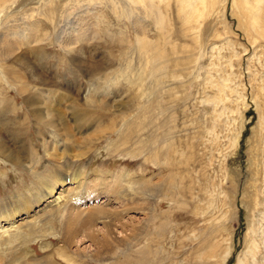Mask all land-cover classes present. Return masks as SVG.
Masks as SVG:
<instances>
[{
    "label": "rangeland",
    "instance_id": "374dc122",
    "mask_svg": "<svg viewBox=\"0 0 264 264\" xmlns=\"http://www.w3.org/2000/svg\"><path fill=\"white\" fill-rule=\"evenodd\" d=\"M113 1L0 0V65L7 73L0 75V137L8 149L0 153V209H12L16 195L38 180L34 158L41 170L56 172L57 183L81 174V188L68 181L57 190L74 186L73 204L81 196L85 208L113 209L120 240L136 231L118 253L112 247L96 259V240L79 234L69 244L61 226L47 222L61 203L37 215L23 210L18 232L0 229V264H264V10L243 15L234 0H224L190 27L180 0L162 1L163 25L142 12L143 2ZM45 4L52 14L43 15ZM129 4L137 7L133 14ZM81 20L90 38L64 45ZM96 64L105 67L99 74ZM94 86L113 106L74 107L78 93ZM21 87L43 99L51 88L75 92L64 107L74 136L52 134ZM93 219L90 230L103 237L105 225Z\"/></svg>",
    "mask_w": 264,
    "mask_h": 264
},
{
    "label": "bare ground",
    "instance_id": "6f19581e",
    "mask_svg": "<svg viewBox=\"0 0 264 264\" xmlns=\"http://www.w3.org/2000/svg\"><path fill=\"white\" fill-rule=\"evenodd\" d=\"M162 1L163 0H130V2H132V3L143 2L144 4L142 6L144 7V10L142 12L148 16L153 17L156 20V22L158 23V25L159 24L163 25V23H164V21L162 20V16H161L162 11L160 8ZM223 1L224 0H180L179 5H181L182 13L184 16H186V20L188 21V24H190V27H193L192 23L198 24L200 21L202 22V19L204 17H208V16L212 15V13L214 12L212 10H215L216 7L218 8V6ZM51 2L54 3V0H51ZM110 2H112L114 4L113 0H110ZM59 3L60 2H57V4H59ZM234 3L236 4L235 7L237 8V10L240 13H242L243 15H247V14L251 15L252 14L253 16H255L256 11L261 12L264 10V0H234ZM57 4H55V5L57 6ZM223 4H225V2ZM46 6L48 7V5H46V4L43 7H41V9H42L41 12L43 13V15L52 14L54 12L53 7H50L47 9ZM117 6H118V4H116V7H115L116 11L119 10V8ZM128 7L129 8L131 7V10H130L131 14H133L134 11L137 10L136 9L137 7H135L134 5L129 4ZM132 16H134V15H132ZM186 20H185V22H186ZM83 22L84 21H82V20H81V22L79 21V26H78L79 28L74 33H69L65 37V39H63L64 45L71 46V45L77 43L79 41L78 40L79 38H75L73 40V38L75 36H81V38L83 40H88L90 38L89 36H90V32H91L90 29L91 28H89L87 26V23H85V22L83 23ZM253 22H254V24H256L257 23L256 19H253ZM140 29L143 31V33H141V35H140L142 37V39L139 41L140 43H138V44H139V48L143 51V49H145L144 44H143L144 38H145V36H144L145 35L144 34L145 27H143V25H141L139 27V32H140ZM9 45L11 47V51L9 53H11L12 51H14L13 48L15 46L12 48V46L14 44L12 45V43H10ZM73 48H71V49H73ZM146 52H148V49L146 50ZM9 53L7 54V56L9 55ZM12 54H14V53H12ZM0 57H4V53L0 52ZM148 62H150V61L148 60ZM8 69H9L8 72L10 74L14 75L13 81L20 83V81H22V80H20L21 77L18 74H16L15 71L12 70L11 68H8ZM100 69L102 71L103 69H105V67L103 65L100 66V64H96L93 66V71H96L98 74L100 73V71H99ZM4 70L5 69L0 65V75L3 73V74H6V76H7V73ZM38 75H37V77H38ZM38 79H39L41 84H48L47 86H51V87L57 86L56 82L52 78L47 79V78H44V76H41V77H38ZM137 79L139 82L143 81V79L141 77H138ZM14 82H13V84H14ZM18 86L19 85H17V87ZM98 89H100V88H98ZM97 91H100V90H97V88L94 86V87L90 88L84 95H80V93H78L79 97H75V99H74V107H81V108L84 107V109H85V107H87V106H88V108L90 106H98L102 109V108H107V107L113 106L108 99L109 94H107L106 92L100 91L101 96H99V95H97V93H98ZM19 92H21L23 94L24 100L26 102H28V104H29V106H31V108H33L32 110L36 114L35 117L37 118V120L42 122V123H45L46 125H48L50 127H52L51 128L52 134L54 133L53 130L56 132L62 131V133L65 135L67 140H70V138H72V136H74V135H72V132L74 131L75 125H74V127H73V125H71L72 122L69 120V117H67L64 107H67L66 106L67 102L69 100L71 101L73 99L75 92H65V93L62 92L63 94L61 93L62 95H59L57 93V91L54 92L53 89L51 88L50 91L45 92L47 94V96H46L47 99L50 100V104H48L46 102V101H48L46 99V97L44 98L46 101L43 99L44 96L41 93H40V95H37L34 91H29L26 88L24 89L23 87L18 88V93ZM21 93H19V94L22 95ZM50 97H51V99H50ZM0 98L3 100H4V98L6 99V97H2L1 95H0ZM32 101H34V102H32ZM74 120L76 121L77 119H74ZM57 133H59V132H57ZM5 146H6L5 142L0 137V153L3 152L4 155L8 151V149ZM46 146H48V145H46ZM47 152H48L47 154L52 155L51 154L52 152L50 151V147H47ZM10 153L14 154L15 152L10 150ZM17 157H21V156H17ZM56 157H58L57 153H56ZM29 161L31 163V165H30L31 169H33L32 172L36 174L38 180L30 188H26V190L24 192L20 193L21 192L20 191L19 194L16 195L17 196L16 199L13 198L14 199L13 201L16 202V204L13 205L12 209L9 205L8 206L10 208H8V209H4V210L0 209V229L6 230L5 232L9 231V233H10L11 231H14V233H16V232H18V231H16L17 228L14 229L15 224H16V218H17L16 214L25 210L27 215H30V216L34 215L33 214L34 212L37 215L38 212L41 211L44 207L51 206V205H53V203H55V204L61 203L60 207H58L57 209H53L54 212L55 211H56V213L58 212L56 219L48 220L47 222H49V224H51V225L58 224L59 226H61V228L63 230V235H64L67 243L70 244V243L74 242L79 237V234H80V235H83L84 238L88 237V238H91L93 240H96V251H97V253L93 254L94 257H96V259H100V257H102L104 255H111L108 253L111 251L112 247H115L116 249L112 250L111 253L112 252H113V254L118 253L122 244L125 243L126 241H128V238L130 239L131 236L133 235V232L136 230L135 229L131 230V232L126 235L127 236L126 238H122V240H120L119 238L122 235L119 236V234L116 232V230H114L115 227H117L118 225L113 224V221H114L113 220V214H112L113 209H109V208H105V207L103 208L102 203L100 205L93 203V205H92L93 207H89V205H87L88 207L85 208L86 205H84V207H83L82 202L86 201V200L83 199L81 196L80 197L77 196L78 199L79 198H82V199H80V200L76 199V204L72 203V201H74V200L71 201L70 199H73L74 197L70 198L71 197L70 195H71V191L74 189V186H70V185L77 184L76 186L79 185L78 189L81 188L80 184L84 182L82 180L81 174H75V175L72 173L66 174L67 176L70 177L69 180L67 178H66V180L62 179L63 178V175H62L59 178V179H62L60 181L61 186L62 185L64 186L65 184H67L68 181H73V182L70 185H68V187H66V188L59 187L58 188L59 190H57L58 183H60V182L57 183V181L54 180L56 172L55 171H45L43 169L41 170L40 167H37V165L35 164L36 162H35L34 158H31ZM78 175H80V176H78ZM123 179H124V177H122V176L116 177V180L114 182V184H116V185L115 186L113 185L115 190L118 188L117 184L120 183L119 181H121ZM126 181L131 183V182H133V178H131L128 175ZM91 187L89 186V189ZM93 187H94V185H93ZM30 194L33 195V198L30 197ZM117 194H118V192H117ZM95 195L96 196H93L91 199L98 197L97 194H95ZM119 195L120 194H118V196ZM86 196H87V194H86ZM44 197L46 198L45 203H44L45 206H43V207L39 206L38 208H36L35 211H33L31 213L29 209H31L32 207H30V205L34 201L37 202ZM17 205H20V206H17ZM77 205L80 206L81 208L80 207L76 208ZM5 206H7V205H5ZM126 209L127 208L125 207V209L122 211L123 213L120 214V216H122L125 213L126 214L128 213V209L127 210ZM129 210H132V209H129ZM116 212H118V210ZM119 213H121V212H119ZM18 218L19 219H17V223L20 220H22V217L20 218L18 216ZM25 218H27V217H23V220ZM53 218H55V217H53ZM93 218H98V220L100 219L102 221V224L105 225L104 226V232H106V234L103 237L98 236L97 234H94L92 232V229L90 230V228L93 225H95V223H94L95 221H93L94 220ZM119 219H121V218H119ZM19 223H21V222H19ZM119 224L121 225V227L127 226V225H124L125 223L123 224L122 221H120ZM126 230H127V227L123 228V232H125ZM87 231H88V233H87ZM11 241H13V240H11ZM60 247L62 248V250H65L66 248H68V247L65 248L64 245H60ZM105 249H106V251H105ZM10 252H11V250H10ZM17 259H19V258H17ZM17 259L15 261H18ZM73 259L67 257L66 260L68 262H74Z\"/></svg>",
    "mask_w": 264,
    "mask_h": 264
}]
</instances>
